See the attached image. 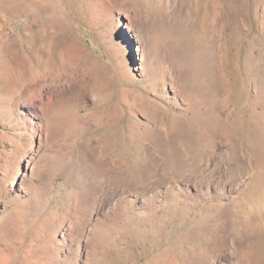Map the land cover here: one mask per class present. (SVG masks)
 I'll return each mask as SVG.
<instances>
[{
    "label": "rangeland",
    "instance_id": "374dc122",
    "mask_svg": "<svg viewBox=\"0 0 264 264\" xmlns=\"http://www.w3.org/2000/svg\"><path fill=\"white\" fill-rule=\"evenodd\" d=\"M205 256L264 264V0H0V264Z\"/></svg>",
    "mask_w": 264,
    "mask_h": 264
},
{
    "label": "bare ground",
    "instance_id": "6f19581e",
    "mask_svg": "<svg viewBox=\"0 0 264 264\" xmlns=\"http://www.w3.org/2000/svg\"><path fill=\"white\" fill-rule=\"evenodd\" d=\"M126 29H127L128 32L134 34V28H133V26L130 25V26L127 27ZM139 51H141V50H139ZM140 53H141V52H140ZM188 106H189V105H188ZM188 108H189V107H188ZM187 111H188V110H187ZM192 113H193V112H192ZM194 115H196V114H194ZM194 115H193V116H194ZM196 117H197V116H196ZM193 118H194V117H193ZM194 119H195V118H194ZM195 120H196V119H195ZM186 121H187V120H186ZM192 121H193V120H192ZM190 122H191V121H190ZM187 123H189V122H187ZM191 124H192V123H191ZM191 124H190V125H191ZM194 126H195V125H194ZM190 127H191V126H190ZM191 128H192V127H191ZM194 129H195V128H194ZM106 216H107V215H106ZM151 216H153V215H151ZM146 217H147V216H146ZM149 217H150V216H149ZM147 220H148V219H147ZM150 221H151V220H150ZM147 222H148V221H147ZM147 222H146V223H147ZM149 224H150V223H149ZM221 258H222V257H221ZM206 259H207V256H205V258L203 257L202 260H200V262H201L200 264H206Z\"/></svg>",
    "mask_w": 264,
    "mask_h": 264
}]
</instances>
